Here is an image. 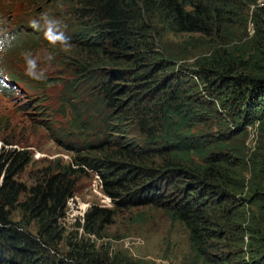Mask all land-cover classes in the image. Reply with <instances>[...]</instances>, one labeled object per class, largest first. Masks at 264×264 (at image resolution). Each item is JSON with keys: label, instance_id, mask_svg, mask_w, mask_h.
Instances as JSON below:
<instances>
[{"label": "trees", "instance_id": "trees-1", "mask_svg": "<svg viewBox=\"0 0 264 264\" xmlns=\"http://www.w3.org/2000/svg\"><path fill=\"white\" fill-rule=\"evenodd\" d=\"M13 1H20L19 18L47 14L66 25L73 45L69 72L76 82L63 83L60 106L88 130L92 124L83 122L81 111L88 109L82 97L90 98L105 135H115L87 144L89 156L79 164L99 175L114 208L90 207L81 216L82 227L100 231L116 210L148 206L184 227L192 264H264V5L257 0ZM249 5L252 34L241 44L242 39L229 38L226 24ZM228 6L232 10L224 9ZM0 12L13 15L5 8ZM159 24L168 32L214 40L193 63L191 78L175 74V58L159 50ZM19 29L21 38L38 34L26 19ZM29 85L36 91L47 87ZM251 126L256 141L249 148ZM129 131L130 138L122 136ZM6 146L0 148V264H42L54 243L56 217H63L74 196L75 170L61 168L38 184L24 185L18 177L30 159ZM13 212L21 214L19 220ZM49 263L145 264L94 255L77 245Z\"/></svg>", "mask_w": 264, "mask_h": 264}, {"label": "rangeland", "instance_id": "rangeland-1", "mask_svg": "<svg viewBox=\"0 0 264 264\" xmlns=\"http://www.w3.org/2000/svg\"><path fill=\"white\" fill-rule=\"evenodd\" d=\"M257 2L264 5V0ZM19 6L20 1L0 0V9L5 8L12 12L13 15L6 13L4 17L16 31L20 30V21L23 19L29 21L32 17L26 15L23 19L19 18L17 14L23 12L21 10L20 13ZM224 9L232 10V7ZM253 9V6H247V9L240 11L226 24L230 39H242L241 44L248 41L252 34L249 15ZM155 34L156 37H160L159 50L175 58L173 72L187 78H191L193 63L209 51L214 41L207 36L168 32L161 24L156 26ZM21 40L25 43L21 46L23 49L50 55L53 59L50 63L42 64V67L47 69V79L37 81L24 75L23 61L19 56L20 49L10 54L8 79L3 84L8 90L5 93L0 92V148L4 144H9L4 149H16L30 159V163L18 177V181L27 186L42 182L48 173L58 172L61 168L70 166L75 170L74 196L67 202L63 217H56L58 223L55 238L52 239L54 243L50 250L43 253L42 264H50L49 262L57 258H64L73 245L85 248L94 255L129 258L145 264H192L193 256L186 230L182 225L171 222L169 217L157 208L146 206L116 210L112 223L93 233L82 227L81 216L90 207L98 206L111 210L114 208L107 196L101 194V191L94 190L96 173L89 167L79 164L83 156H89L87 144L94 142L96 137L115 135L112 133L105 135L104 128L100 125L101 118L91 107L93 101L90 98L82 97L88 109L81 111L83 122L92 124L88 130L83 129L85 126L78 127L69 111L60 106L63 83L76 82V79L70 77L69 72L71 50L65 53L57 48H51L40 33L35 37ZM7 82H11L12 85H8ZM34 82L47 87L36 91L29 85ZM129 125L130 123L124 126ZM132 133L129 131L122 136L130 138ZM255 141V127H248L245 145L252 148ZM12 215L18 220L21 216L18 212H13ZM29 229L36 235V227L31 225Z\"/></svg>", "mask_w": 264, "mask_h": 264}, {"label": "clouds", "instance_id": "clouds-1", "mask_svg": "<svg viewBox=\"0 0 264 264\" xmlns=\"http://www.w3.org/2000/svg\"><path fill=\"white\" fill-rule=\"evenodd\" d=\"M29 27L32 28L34 32L40 33L43 39L53 49L58 48L67 53L73 47L70 38L66 35L64 30L66 25L58 18H53L47 14H41L29 20ZM18 49H20L19 56L23 61L24 75L32 80H46L47 69L42 67V64L50 63L53 57L50 55L37 54L29 49H23L21 47L19 32L11 28L7 18L0 16V77H2L4 81L8 79V58L10 54ZM96 175L98 174L96 173ZM98 191H101V194H103L102 182L101 188Z\"/></svg>", "mask_w": 264, "mask_h": 264}, {"label": "built area", "instance_id": "built-area-1", "mask_svg": "<svg viewBox=\"0 0 264 264\" xmlns=\"http://www.w3.org/2000/svg\"><path fill=\"white\" fill-rule=\"evenodd\" d=\"M96 180L94 181V190L98 191L101 188V181L98 175H95Z\"/></svg>", "mask_w": 264, "mask_h": 264}, {"label": "snow or ice", "instance_id": "snow-or-ice-1", "mask_svg": "<svg viewBox=\"0 0 264 264\" xmlns=\"http://www.w3.org/2000/svg\"><path fill=\"white\" fill-rule=\"evenodd\" d=\"M4 85H3V82H0V87H3Z\"/></svg>", "mask_w": 264, "mask_h": 264}, {"label": "water", "instance_id": "water-1", "mask_svg": "<svg viewBox=\"0 0 264 264\" xmlns=\"http://www.w3.org/2000/svg\"><path fill=\"white\" fill-rule=\"evenodd\" d=\"M8 84H9V85H12V83H11V82H8Z\"/></svg>", "mask_w": 264, "mask_h": 264}]
</instances>
